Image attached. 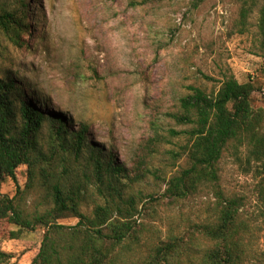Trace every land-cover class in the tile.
I'll use <instances>...</instances> for the list:
<instances>
[{
  "label": "rangeland",
  "instance_id": "rangeland-1",
  "mask_svg": "<svg viewBox=\"0 0 264 264\" xmlns=\"http://www.w3.org/2000/svg\"><path fill=\"white\" fill-rule=\"evenodd\" d=\"M263 1L258 0L241 34L238 0H205L198 7L193 0H30L33 31L25 46L1 41L0 78H20L50 96L77 124L86 122L90 139L112 150L127 167H136L149 153V166L162 170L134 187L138 196H148L138 217L144 228L138 261L172 232L185 236L193 231L199 249L187 264H203L204 250L216 245L197 227L214 214L211 188L181 201L162 197L165 180L187 164L188 137L173 136L170 130L189 126L177 123L172 114L180 111V99L191 85L212 94L229 75L246 82L255 73L264 82L258 27ZM254 105L264 108V92L255 94ZM172 152L178 153L176 159ZM247 156L244 147L227 149L220 162L221 187L245 199L242 220L249 233L243 243L249 252L244 264H264L262 175ZM26 179L22 166L18 182L0 181V192L13 196ZM149 195L159 201L152 202ZM10 229L0 221V248L12 253L16 264H31L43 229L21 239L8 238Z\"/></svg>",
  "mask_w": 264,
  "mask_h": 264
},
{
  "label": "trees",
  "instance_id": "trees-1",
  "mask_svg": "<svg viewBox=\"0 0 264 264\" xmlns=\"http://www.w3.org/2000/svg\"><path fill=\"white\" fill-rule=\"evenodd\" d=\"M205 0H193L198 7ZM239 33L248 29L258 0H238ZM30 0L8 4L0 0V46L2 40L24 47L32 34ZM260 68L264 76V1L259 7ZM246 82L226 76L216 93L201 86H189L180 99V111L172 114L189 128L185 134L187 164L166 182L162 197L181 201L204 189L214 193L215 211L197 227L216 245L203 252V264H244L249 252L242 220L245 199L227 194L221 187L220 162L229 147L247 150L248 164L257 165L264 194V108L254 105L255 94L264 92V82L250 73ZM86 122L77 124L50 96L30 83L12 76L0 78V181L18 182L20 167H26V182L15 194L0 192V221L11 225L8 238L21 239L27 232L43 229L38 253L31 264H187L199 249L193 231L170 233L138 261L143 230L138 217L148 196H138L134 187L150 174L144 154L129 168L90 139ZM150 146L153 145L149 143ZM177 152H172L176 159ZM152 202L158 198L149 195ZM94 200L91 211L85 206ZM147 205V204H146ZM144 204V207L146 206ZM77 219L74 224L63 220ZM191 232V233H190ZM14 255L0 248V264H16ZM141 262V263H140Z\"/></svg>",
  "mask_w": 264,
  "mask_h": 264
}]
</instances>
